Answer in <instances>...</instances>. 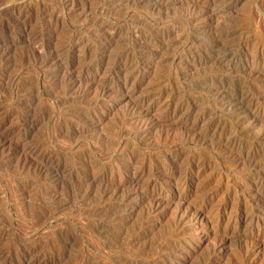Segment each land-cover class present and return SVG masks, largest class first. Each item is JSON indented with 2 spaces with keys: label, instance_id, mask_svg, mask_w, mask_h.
<instances>
[{
  "label": "rangeland",
  "instance_id": "374dc122",
  "mask_svg": "<svg viewBox=\"0 0 264 264\" xmlns=\"http://www.w3.org/2000/svg\"><path fill=\"white\" fill-rule=\"evenodd\" d=\"M206 4L0 0V264H264V101L212 91L264 72V0Z\"/></svg>",
  "mask_w": 264,
  "mask_h": 264
},
{
  "label": "bare ground",
  "instance_id": "6f19581e",
  "mask_svg": "<svg viewBox=\"0 0 264 264\" xmlns=\"http://www.w3.org/2000/svg\"><path fill=\"white\" fill-rule=\"evenodd\" d=\"M226 3H227V0H207V4L205 5V7H206V9H209L212 14H214V13L216 14L217 12H222L223 10L225 11L227 9V8H225ZM217 7H218V9H216ZM195 15H197V13ZM195 17H194V19H195ZM199 19H201V18H199ZM196 20H198V19H196ZM149 36L147 38L150 41L153 38H152V36H150V37ZM153 37H157V36H153ZM228 38L230 39V37H228ZM225 41H227L225 34L224 35L214 36V38H211V42L210 43L212 44V48L214 49V51H216L215 54H216L217 58H218L219 54H224L225 55V53H227V51L229 50L228 46L225 43ZM254 46H255L254 47V52L255 53L253 54L252 57H254V60H257V58H261L264 61V48H261L258 45L257 46L254 45ZM212 91L214 92L213 94L216 97V101H218L219 104H221L223 107H225L224 110H227L228 113L231 114L230 116L234 117V115H235V119H237L236 117H237L238 112L242 111L244 109V112H245V110L247 111L245 117L249 116V117H253V119L254 118L256 119V117H257L256 114L255 113L253 114V112L251 111V108H249V107H251V105H253V104L262 106V101H264V100H262V96H261V95H263V97H264V72H262V73L261 72L260 73L256 72L251 77H249V78L246 77V78L242 79L241 81H239V85L238 86L227 84V80L224 79V82L222 81V83L219 86L215 87L214 90H212ZM253 109H255V108H253ZM240 114H241V112H240ZM257 120L258 121H257L256 125L257 126L259 125V127H260L258 129L260 130L259 131V133H260L259 138H261V136L264 135V120H262V119H260V120L257 119ZM244 121H246L245 118L241 117V119L239 120V124H243ZM260 141H259V143H260ZM237 145H238V141H235V140L231 141L232 148H234ZM254 170H255L254 172H257V169H254ZM252 177H253V179H252V182H253L252 184L253 185H251L252 187L253 186L255 187V184L258 183V182L264 184V176H263V174L257 173L255 175H252ZM252 187L246 188V191L248 193L250 191V194L247 195V196L243 195V197L252 199L253 197H255L254 195H257L258 197L256 199L257 200L261 199L263 191L261 189H260V191L257 190V189H255L253 191L251 189ZM250 197H252V198H250ZM245 200H247V199H245Z\"/></svg>",
  "mask_w": 264,
  "mask_h": 264
}]
</instances>
